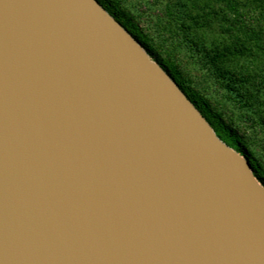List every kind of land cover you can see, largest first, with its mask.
<instances>
[{"label": "water", "instance_id": "water-1", "mask_svg": "<svg viewBox=\"0 0 264 264\" xmlns=\"http://www.w3.org/2000/svg\"><path fill=\"white\" fill-rule=\"evenodd\" d=\"M150 59L97 0H0V264H264L263 184Z\"/></svg>", "mask_w": 264, "mask_h": 264}, {"label": "rangeland", "instance_id": "rangeland-1", "mask_svg": "<svg viewBox=\"0 0 264 264\" xmlns=\"http://www.w3.org/2000/svg\"><path fill=\"white\" fill-rule=\"evenodd\" d=\"M153 54L264 183V41L253 20H223L229 0H97ZM221 11V13H218Z\"/></svg>", "mask_w": 264, "mask_h": 264}, {"label": "trees", "instance_id": "trees-1", "mask_svg": "<svg viewBox=\"0 0 264 264\" xmlns=\"http://www.w3.org/2000/svg\"><path fill=\"white\" fill-rule=\"evenodd\" d=\"M215 1L219 2L220 0ZM227 3L229 15L223 16V20H253V22H256L257 29L251 26V28H248L246 32L247 35L251 37V35L255 34V36L258 37V40L264 41V0H229ZM218 13H221V11ZM112 15L117 19L116 14ZM117 20L119 21V19ZM146 50L153 57V54L149 52L147 48ZM262 95L264 96V92H262ZM235 151L247 159L248 154L242 147L239 146V144ZM262 184L264 185V183Z\"/></svg>", "mask_w": 264, "mask_h": 264}, {"label": "bare ground", "instance_id": "bare-ground-1", "mask_svg": "<svg viewBox=\"0 0 264 264\" xmlns=\"http://www.w3.org/2000/svg\"><path fill=\"white\" fill-rule=\"evenodd\" d=\"M150 61L155 62L154 60H151V59H150ZM237 156H238L240 161L248 162L247 159L244 156H242L241 154H237ZM258 181H259V179H258ZM262 187H264V186L262 185Z\"/></svg>", "mask_w": 264, "mask_h": 264}]
</instances>
